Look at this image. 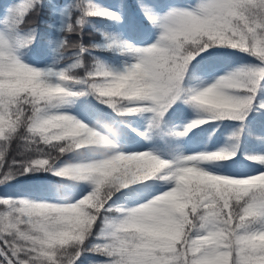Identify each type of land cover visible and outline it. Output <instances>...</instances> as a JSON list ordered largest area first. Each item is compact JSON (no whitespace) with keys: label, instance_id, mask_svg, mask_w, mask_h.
<instances>
[{"label":"snow or ice","instance_id":"snow-or-ice-1","mask_svg":"<svg viewBox=\"0 0 264 264\" xmlns=\"http://www.w3.org/2000/svg\"><path fill=\"white\" fill-rule=\"evenodd\" d=\"M0 172V264H264V0L5 5Z\"/></svg>","mask_w":264,"mask_h":264},{"label":"trees","instance_id":"trees-1","mask_svg":"<svg viewBox=\"0 0 264 264\" xmlns=\"http://www.w3.org/2000/svg\"><path fill=\"white\" fill-rule=\"evenodd\" d=\"M13 2V0H0V12L3 11V8L5 5ZM129 2H134V0H129ZM178 3H189L191 0H176ZM43 18L41 16H38L36 13H33L32 16L29 17V24H37V25H43ZM28 25H25L27 27ZM95 35L92 31L86 32L84 35V43L87 45L91 39L94 38ZM226 135V133H225ZM15 149L13 148V153ZM12 157H8V163H11ZM0 179H2V172H0ZM26 183L23 181V179H19V182H9L7 187L0 186V194H16L21 193L25 191ZM2 210V209H0Z\"/></svg>","mask_w":264,"mask_h":264}]
</instances>
